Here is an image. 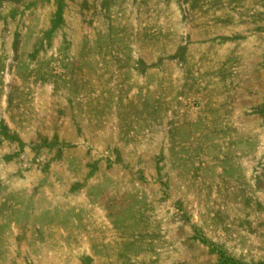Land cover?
Segmentation results:
<instances>
[{
  "label": "rangeland",
  "instance_id": "1",
  "mask_svg": "<svg viewBox=\"0 0 264 264\" xmlns=\"http://www.w3.org/2000/svg\"><path fill=\"white\" fill-rule=\"evenodd\" d=\"M0 264H264V0H0Z\"/></svg>",
  "mask_w": 264,
  "mask_h": 264
}]
</instances>
